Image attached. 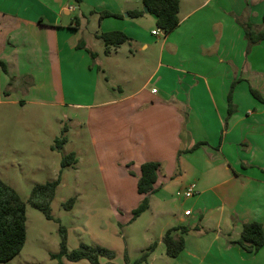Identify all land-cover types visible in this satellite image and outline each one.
I'll list each match as a JSON object with an SVG mask.
<instances>
[{
    "label": "crops",
    "instance_id": "obj_1",
    "mask_svg": "<svg viewBox=\"0 0 264 264\" xmlns=\"http://www.w3.org/2000/svg\"><path fill=\"white\" fill-rule=\"evenodd\" d=\"M79 7L92 15L122 16H99L102 31L95 39L102 41L99 35L111 31L130 38L103 50L110 65L84 37L85 15L75 19L72 0H0V61L6 65V71L0 67L2 121L13 125L29 106L74 109L71 121L85 127L92 163L101 171L123 169L126 175L119 178L125 183L134 174L135 185H129L137 191L141 166L160 164L147 211L154 198L167 205L174 182L185 190L195 185L197 193L182 200L179 214H162L169 229L198 227L189 234L173 232L185 240L172 258L177 264H264V247L247 253L235 244L244 224L259 222L264 228V101L251 93L264 99V41L251 47L243 27L262 26L264 0H180L179 26L163 40L153 30L155 42L140 31L145 17L157 20L144 11L143 0H84ZM134 10L144 15L129 17ZM152 44L159 48L155 62L147 54ZM64 72H84L93 84L68 88ZM107 72L119 94L105 88L100 75ZM233 83L235 111L229 116ZM198 142L204 145L179 154ZM139 196L140 204L144 196Z\"/></svg>",
    "mask_w": 264,
    "mask_h": 264
},
{
    "label": "rangeland",
    "instance_id": "obj_2",
    "mask_svg": "<svg viewBox=\"0 0 264 264\" xmlns=\"http://www.w3.org/2000/svg\"><path fill=\"white\" fill-rule=\"evenodd\" d=\"M75 4V19L81 20V15H85V19L81 20L84 37L90 39L93 49L101 53L100 57L107 66L110 65L112 59L104 57V43L95 39L96 32L102 31L100 15H92L86 12L87 9L79 7L80 4ZM153 30L159 31L151 17L140 21V31L149 42L157 39L151 37ZM158 38L163 40L164 34L159 33ZM147 54L155 62L159 54L158 46L152 44ZM100 78L107 90L119 94L118 86L108 72ZM64 80L68 88H74L76 84L84 87L93 84V77L84 72H64ZM149 87L151 90L153 84ZM26 110L24 115L18 114V121L13 125H6L0 117V180L18 193L26 204L27 217L25 246L11 264H59L51 256L60 252L61 227L66 229L69 252L89 246L102 247L114 255L113 258L100 257V264H136L153 244H156L154 251L142 264H177V260L168 257L162 240L169 229L162 214H179L183 198L177 193L185 191V186L180 188L174 182L169 189L171 197L167 205L163 206L154 198L152 208L132 221L131 213L141 200L136 186L131 188L129 185H135L134 174L127 175L129 183H125L119 178L126 175L123 169L118 173H107L106 168L101 171L92 163L85 127H80L77 120L71 121L76 115L75 110L69 107L38 110L32 106ZM80 112L77 111V114L80 115ZM79 120L85 121V116ZM64 129L66 133H63ZM9 135L12 137L7 139ZM63 137L66 143L61 149L56 148L57 138ZM78 149L83 153L78 154ZM71 153H77L80 162L63 168V159ZM59 178L60 185L50 203L53 219L48 220L29 200L36 186L53 183ZM40 201L45 200L41 198ZM71 201L72 206L69 205ZM171 221L174 225L177 223L172 215ZM61 264L91 263L88 260L72 262L64 258Z\"/></svg>",
    "mask_w": 264,
    "mask_h": 264
},
{
    "label": "trees",
    "instance_id": "obj_3",
    "mask_svg": "<svg viewBox=\"0 0 264 264\" xmlns=\"http://www.w3.org/2000/svg\"><path fill=\"white\" fill-rule=\"evenodd\" d=\"M77 4L83 3L84 0H74ZM143 5L148 9L150 14L156 17V27L159 31H163L164 35H168L173 32L180 24L179 12H180V0H143ZM144 15L142 10H134L128 12L129 17L137 18ZM100 17H122L120 15L112 14L110 12H101ZM246 37L251 47L259 45L264 41V15L263 24L260 28H256L252 23H243ZM106 47L108 53L112 47H119L130 41V38L121 31L104 32L99 35ZM85 45L79 44V48H83ZM91 56L95 59L96 54L91 53ZM0 67L6 71V65L0 61ZM7 73V72H6ZM236 83H233L228 95V115L231 116L234 113V107L232 102L233 90ZM251 93L260 101H264L261 95L251 89ZM67 130L64 129L63 133ZM66 138H57L56 148L61 149L66 143ZM204 145L203 142L196 143L188 150L180 151L182 153H190ZM77 163L76 153L67 155L62 161V167H68ZM160 164L157 162H148L141 166L140 177L137 183V191L139 195H143L144 199L139 206L132 212V221H135L138 217L144 214L150 206L149 196L155 193V186L158 182V172ZM61 178L53 183L36 186L33 194L29 200V203L41 211L48 220H52L50 203L54 199L56 188L60 185ZM43 198L45 201L41 202ZM73 202H69L72 206ZM196 228H188L185 226L175 227L169 229L164 237V243L166 245V253L171 258H177L185 248V240L183 237L173 236V232L181 231L182 234H189L192 231H197ZM62 234V240L60 243V252L56 255H52V259H56L61 264V261L65 258L68 261L79 262L81 260H88L91 264H100L99 258L108 256L113 258V254L102 247H89L82 246L80 249L72 252L67 248V233L66 229L60 228ZM27 238V217H26V204L21 200L18 193L7 186L0 180V264H11V261L16 258L23 250ZM240 248L247 253H257L264 247V228L259 222L246 223L243 226L240 238L235 242ZM153 244L149 247L147 252L136 264H142L147 262L151 253L155 249Z\"/></svg>",
    "mask_w": 264,
    "mask_h": 264
},
{
    "label": "built area",
    "instance_id": "obj_4",
    "mask_svg": "<svg viewBox=\"0 0 264 264\" xmlns=\"http://www.w3.org/2000/svg\"><path fill=\"white\" fill-rule=\"evenodd\" d=\"M159 33H160V31H158V32L157 31H154L153 32V35H156L157 36V35H159ZM156 92H157V89L156 88H153L152 89V93H156ZM196 193L197 192H196L195 185H191L185 191L178 192L177 193V196H179V197H181L183 199H190V198L194 197ZM184 215L187 216V217H189V216L192 215V212L189 211V210L188 211H185Z\"/></svg>",
    "mask_w": 264,
    "mask_h": 264
},
{
    "label": "water",
    "instance_id": "obj_5",
    "mask_svg": "<svg viewBox=\"0 0 264 264\" xmlns=\"http://www.w3.org/2000/svg\"><path fill=\"white\" fill-rule=\"evenodd\" d=\"M144 11L147 13V12H148V9H147V8H145V9H144Z\"/></svg>",
    "mask_w": 264,
    "mask_h": 264
}]
</instances>
